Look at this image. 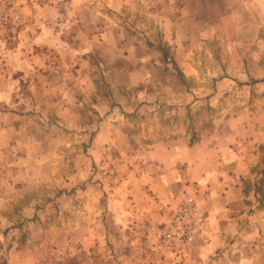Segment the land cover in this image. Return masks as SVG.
I'll list each match as a JSON object with an SVG mask.
<instances>
[{
  "label": "rangeland",
  "instance_id": "374dc122",
  "mask_svg": "<svg viewBox=\"0 0 264 264\" xmlns=\"http://www.w3.org/2000/svg\"><path fill=\"white\" fill-rule=\"evenodd\" d=\"M30 1L0 16V45L24 30ZM63 3L40 29L46 41L21 46L43 54L42 66L6 74L17 88L0 90V264H31L47 248L54 263L84 264L65 232L77 234L78 198L99 161H117L111 149L168 131L190 142L221 120L228 137L243 119L264 125V0ZM96 145L107 147L102 160ZM247 149L245 214L212 253L264 264V143ZM184 257L185 247L168 254Z\"/></svg>",
  "mask_w": 264,
  "mask_h": 264
},
{
  "label": "crops",
  "instance_id": "0c3cea01",
  "mask_svg": "<svg viewBox=\"0 0 264 264\" xmlns=\"http://www.w3.org/2000/svg\"><path fill=\"white\" fill-rule=\"evenodd\" d=\"M63 1L28 3L24 30L12 36L8 33L9 45H0V90L17 88L15 83L7 82L6 74L18 73L25 66H42L43 54L21 46L46 41L45 35H39L40 29L46 22H54L53 16L65 5ZM28 30L30 33H26ZM243 120L237 135L231 137L222 135L227 125L221 120L190 142L186 132L168 131L147 137L143 131V136L150 139L142 147L130 144L111 149L110 145L108 149L119 156L113 165L111 160L99 161L93 173L85 168L95 174L86 181L78 198V213L83 220L79 221L77 234L65 232L67 251L77 249L86 258L84 264H172L168 254L163 257L154 250L153 243L159 236L158 225L168 220L179 193L189 187L204 225L196 239L185 246L184 260L173 264H235L227 257H218L221 262L216 260L212 250L217 242L221 251L226 249L222 235L232 233L245 214L247 193L251 191L247 188L251 176L247 147L264 143V125ZM98 134L97 142L102 138L101 132ZM97 145L94 154L102 160L107 147ZM257 189H253L254 194H258ZM46 250L42 259L35 258L31 264H57L52 250ZM91 251L93 263L88 256Z\"/></svg>",
  "mask_w": 264,
  "mask_h": 264
},
{
  "label": "built area",
  "instance_id": "2783aa9c",
  "mask_svg": "<svg viewBox=\"0 0 264 264\" xmlns=\"http://www.w3.org/2000/svg\"><path fill=\"white\" fill-rule=\"evenodd\" d=\"M0 16L13 10L16 0H0ZM18 20V14L15 15ZM203 217L193 191L184 187L178 195L175 207L170 211L168 220L158 225L159 236L153 243L155 251L163 254L180 255L184 247L192 243L203 227Z\"/></svg>",
  "mask_w": 264,
  "mask_h": 264
}]
</instances>
